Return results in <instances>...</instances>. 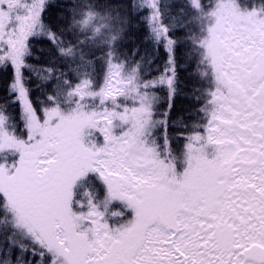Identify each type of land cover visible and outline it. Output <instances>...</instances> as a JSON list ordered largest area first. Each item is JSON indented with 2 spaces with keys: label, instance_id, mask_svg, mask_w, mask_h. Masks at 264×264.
<instances>
[{
  "label": "snow or ice",
  "instance_id": "1",
  "mask_svg": "<svg viewBox=\"0 0 264 264\" xmlns=\"http://www.w3.org/2000/svg\"><path fill=\"white\" fill-rule=\"evenodd\" d=\"M0 77V264H264V0H0Z\"/></svg>",
  "mask_w": 264,
  "mask_h": 264
},
{
  "label": "trees",
  "instance_id": "2",
  "mask_svg": "<svg viewBox=\"0 0 264 264\" xmlns=\"http://www.w3.org/2000/svg\"><path fill=\"white\" fill-rule=\"evenodd\" d=\"M139 49V52L141 55L146 54V58H151L154 60V63L151 65V67L148 69L149 72H151L152 77L156 78L160 74L163 73L164 66L166 63V55L163 49H160L157 52L153 51V46L150 42H147L145 39V32L142 26H137L132 29V31L129 33L127 39L124 41V51L125 54L131 57V54L136 50ZM186 66L184 64H181L179 74H180V92L179 94L175 97L173 103H174V108L172 110V116L173 118L178 117V116H185L187 117V113L189 109L192 107V102H191V96L189 93V89L187 87L188 85V80L189 76L187 71L185 70ZM2 80L3 77H0V96L3 95V85H2ZM167 89L165 86L160 87V95L164 97ZM37 96L40 95L39 92L36 93ZM160 110L163 112L165 111V105L164 102L162 101L160 105ZM174 132V129H173ZM101 143V142H100ZM176 145H174L175 147ZM11 159L15 160L16 157H11ZM90 178L93 179V181L96 183H90L89 187L90 189L93 190H98L100 195L102 196L104 194L105 188L103 187L102 181L95 177V176H90ZM116 208H121V204L113 205ZM127 213V217L125 216V220H129Z\"/></svg>",
  "mask_w": 264,
  "mask_h": 264
},
{
  "label": "rangeland",
  "instance_id": "3",
  "mask_svg": "<svg viewBox=\"0 0 264 264\" xmlns=\"http://www.w3.org/2000/svg\"><path fill=\"white\" fill-rule=\"evenodd\" d=\"M102 143V138H100V140L98 141V143ZM90 183H93V184H95L96 185V183L93 181V179L92 178H88V180L87 181H84V182H81V183H78L77 184V186L74 188V194H75V196H74V199H75V201H79V200H81L82 199V196H83V192L85 191V188H88L89 187V184ZM117 204H119L118 202L117 203H115V204H113V205H117ZM73 208H74V210L75 211H77V212H80L82 209H80L77 205H76V203L74 202L73 203ZM115 211H120V210H115ZM130 211V210H129ZM129 211H127L126 213H129ZM109 223L110 224H115L116 223V221L114 220V219H109Z\"/></svg>",
  "mask_w": 264,
  "mask_h": 264
}]
</instances>
